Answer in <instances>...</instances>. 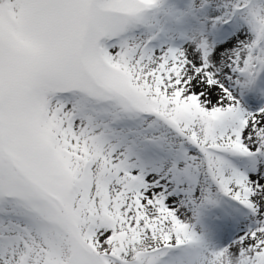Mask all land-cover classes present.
Listing matches in <instances>:
<instances>
[{"label": "snow or ice", "instance_id": "1", "mask_svg": "<svg viewBox=\"0 0 264 264\" xmlns=\"http://www.w3.org/2000/svg\"><path fill=\"white\" fill-rule=\"evenodd\" d=\"M0 264H264V0H0Z\"/></svg>", "mask_w": 264, "mask_h": 264}]
</instances>
